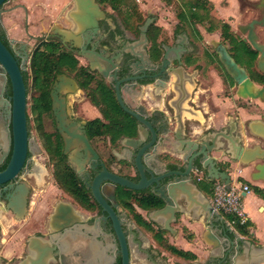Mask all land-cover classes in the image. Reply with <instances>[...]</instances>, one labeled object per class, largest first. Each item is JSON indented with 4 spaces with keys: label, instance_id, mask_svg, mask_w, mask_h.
Masks as SVG:
<instances>
[{
    "label": "flooded vegetation",
    "instance_id": "1",
    "mask_svg": "<svg viewBox=\"0 0 264 264\" xmlns=\"http://www.w3.org/2000/svg\"><path fill=\"white\" fill-rule=\"evenodd\" d=\"M94 1L104 12V16L99 18V31L93 35L89 44L84 42L87 44V50H94L99 54L97 60L101 65L105 66L104 58L113 60L116 66L110 73L116 75V78L104 77L98 68L93 70L90 60L83 54V49L75 47L73 41L64 43L60 40L58 34L53 32L54 24L49 25L47 31L42 24L34 25L33 22L36 20L21 0H5L0 5V39L14 55L25 82L28 141L27 153L21 169L13 179L0 185V264H26L25 261L30 255L32 237L40 238L38 244L42 248L53 247V256L49 257L47 264H125L123 246L116 232V224L124 233L128 252L126 264H241L239 257L243 256L246 248H249V261H252L253 248L258 244L254 234L246 236L240 233L235 225H230L229 221L220 214L218 216H221L223 221H217L214 217L211 225L204 224L208 228L212 227L213 230L217 228L214 232L220 240L219 242L208 238L203 240V255L197 254L194 248H184L171 241L170 237L174 238L177 234L173 235L166 230L170 244L189 251L196 255V258L174 255L161 246L153 233L134 218L135 213L141 214L152 228L163 229L160 223L150 220L149 215L152 211L163 208L165 202L162 206L151 209L141 208L134 200L133 190L135 189L101 178L99 183L101 197L107 206L113 209L116 219L110 216L95 197L93 185L96 178L108 172L139 182L141 174L130 158L134 159V154L141 149H146L150 139L143 142L137 151L130 146V139L135 140L139 137L137 119L136 136L117 138L118 128L106 125L108 120L90 100L81 81L68 72L58 73L50 86L51 110L49 112L39 100L37 90L34 93L35 90L28 76L31 71V56L35 48L45 40L58 39L66 51L78 58L82 66L89 67L105 80L114 90L116 98V86L119 84L128 106L136 112L143 110L146 119L154 122V126L158 129L156 154L149 156L152 166L149 171H146L150 183L148 188L138 191L160 197L156 191L175 180L176 176L173 172L178 170L179 165L188 166L178 154H176L178 158H172V154H175L172 143L176 141L175 132L179 127L175 117L176 108L173 104L180 98H187L185 106L200 110L204 118L202 122L196 117L190 118L185 114L186 138H193V134L201 128L203 134L232 133L235 137H241L244 144L246 142L244 132L249 134L252 118L243 119L240 112L238 116L227 112L224 114L223 121L217 126L213 124L214 120L210 112L205 111L202 105L196 104L199 91H210V89L201 90V78L210 81L213 75H216L220 81L226 98L232 99L237 95L240 84L233 78L221 59L219 49L221 46H224L228 54L246 71L254 84L256 98H243L237 95L240 108L250 115L253 114L255 120L264 122V25H257L255 29L261 49L255 48L249 42L247 34L237 30L241 38L251 46L241 49L239 61H237L222 40L220 32L219 43L212 48H204L201 53L198 52V42L203 41L204 37L200 40L198 36L185 31L180 25L169 33L159 32L156 41L147 31V40L144 41L141 39V30L136 33L126 27L120 15L112 7L107 6L102 0ZM74 5L73 0V5L68 12L74 8ZM246 7L254 9L256 14L245 25L254 19H263L264 6L261 0H242V12ZM35 16H39V12ZM62 28L71 29L72 23ZM138 42L142 43L136 46ZM166 46L172 48L169 57H166L168 53ZM118 56L120 57L117 58ZM178 69L184 72L182 82L175 77V71ZM63 74L72 78L75 84L66 85L65 90L60 91L55 88V85L61 84L58 77ZM53 91L59 99L64 100V112L67 118L76 123L78 132L86 133L96 152L97 157L86 162L81 171L78 170V165L72 162V157L76 156V150L80 148L65 152V140L58 129L53 108ZM34 99L38 100L35 106ZM13 107L14 86L0 64V171L7 168L14 153ZM93 120L99 121L93 127L94 129L89 126ZM92 132H95L94 136ZM255 139L264 147V139L259 137ZM60 140L64 158L58 153ZM219 142L224 144V148L226 147L227 141L224 137H220ZM161 148H169L171 153H161L159 152ZM80 152L84 153L83 150ZM165 155H169V158L165 159ZM63 159L76 173L78 195L63 188L57 181L56 172L61 169ZM82 159H85V156ZM217 159V166L229 174L232 167L238 164L230 157L222 156V153H218ZM196 163L197 161L194 165ZM258 165H264V159H258L247 165L241 164V175L252 179L255 174L261 173L257 169ZM166 174L170 175L161 179L158 185L151 181L153 178ZM202 178H207L206 170L197 174L192 169V182L196 184L195 181ZM64 180L71 186L70 181ZM14 201L17 203V212L11 208V203ZM61 205L71 206L78 219L71 223L68 220L61 222L63 228L56 230L52 217L56 215ZM182 216V213L176 214L177 220L172 223L174 228L180 224ZM188 223H192L190 217H188ZM178 228L176 229L179 232ZM185 228H188L186 224L181 227V229ZM132 229L138 233L135 238ZM141 229L145 232L144 234H140ZM20 231H25L23 237H12ZM204 233L208 237V229H205ZM239 236L245 240V243L241 247L243 250L238 253L236 248ZM12 238V243L18 246V250L14 256H7L4 254V245ZM185 239L187 244L193 246L192 237Z\"/></svg>",
    "mask_w": 264,
    "mask_h": 264
},
{
    "label": "water",
    "instance_id": "2",
    "mask_svg": "<svg viewBox=\"0 0 264 264\" xmlns=\"http://www.w3.org/2000/svg\"><path fill=\"white\" fill-rule=\"evenodd\" d=\"M5 0H0V5ZM264 6V0H261ZM74 8L68 12V17L72 23L71 29H64L58 25H55L53 32L58 34L60 40L64 43L68 41H73V44L77 48L83 49V54L90 60L91 68L94 70L98 68L102 75L106 78L114 77L110 71L115 68L116 64L113 63L112 59L104 58L105 66L101 65L97 60L99 54L94 50H87V42L89 44L93 35L99 31V18L104 16L99 6L94 0H74ZM153 23L151 17L147 18L145 23L140 27L141 39L147 40V31L150 25ZM257 25H264V17L261 20L254 19L247 25L239 27V30L247 34V39L249 42L258 49L261 46L257 42L256 27ZM85 41V42H84ZM142 42L136 43L140 45ZM168 51L166 57H169V53L172 48L166 46ZM221 59L228 68V71L232 74L233 78L240 84L238 87L237 95L243 98H256L254 92V84L248 77L246 71L238 65V63L228 54L226 48L221 46ZM81 55V53H79ZM118 56L117 58H119ZM0 64L3 66L4 71L9 75L13 86H14V107H13V125H14V153L11 162L7 168L0 171V185L13 179V177L21 169L26 153H27V118H26V87L21 69L15 60L14 55L7 48V46L0 39ZM111 64V65H110ZM175 77L180 79L181 82L184 79V72L182 69L175 71ZM61 80V84L55 85V88L60 91L65 90V86L69 84H75V81L63 74L58 77ZM117 98L120 105L125 111L132 114L139 122L138 128V139H130V146L134 150H138L139 146L150 139L149 145L146 149H141L136 154L133 155V160L136 168L141 174V180L139 182H133L121 176L104 172L101 177H97L93 190L95 197L102 204L105 210L110 214V216L116 219L114 211L109 208L107 204L103 201L99 191V183L101 178H105L111 182L129 187L135 190H145L148 188L150 180L146 176V171H149L152 166V161L149 156L156 154L155 144L158 140V129L154 126V122L146 119L143 110L140 112L134 111L128 106L124 100L123 94L119 87L116 86ZM53 108L56 115V121L58 129L65 140V152L68 153L73 148H80L76 150V156L72 157V162L78 165V170L81 171L86 162H90L92 159L96 158V152L91 145L86 133L78 132L77 125L75 122L70 121L64 112V100L59 99L57 94L53 91ZM187 98H180L173 105L176 108V119L179 125L175 132L176 141L173 144V151L178 154L181 160L188 164L179 165L177 171L173 172L175 175V180L167 183L162 189L156 191V193L164 200L165 206L161 209L154 210L150 213L149 219L160 223L164 230L170 231L173 235L177 234V229L172 226V223L177 220L176 214L182 213L184 215L190 216L193 220L199 221L203 220L204 224L211 225L214 221V217L218 216L219 213L216 212L211 204V201L204 193L198 188V186L191 180V171L200 174L203 171H207V179L220 180L226 184L228 188L231 187L232 178L231 175L222 171L218 166V159L214 156L215 153H222V156L230 157L233 162L241 163L244 165L255 162L258 159H264V147L260 144L245 146L241 137H235L232 133H200L198 137L186 138L184 131V116L196 117L201 120L202 114L200 110H195L192 107L185 106ZM185 106V107H184ZM185 112V113H184ZM199 132V131H198ZM249 133L254 137H259L264 139V122L260 120H251L249 124ZM220 137H224L227 141L226 149L224 144L219 142ZM139 143V144H138ZM83 150L84 153L80 151ZM85 156V159L82 157ZM121 157V156H120ZM197 161L196 165H194ZM195 166V167H193ZM257 169L261 173L255 174L252 180L264 181V165H258ZM154 175V173H152ZM170 174L163 175L159 178H153L151 181L156 182L157 185L160 183L161 179L167 178ZM246 194V193H244ZM11 208L17 212V203L14 201L11 203ZM219 221H223L221 216H218ZM76 212L71 206L61 205L56 212V215L52 217L55 223L54 229L59 230L63 228L60 224L64 221L73 222L77 220ZM116 232L122 242L123 251L125 255V264L127 261V246L124 242V233L121 227L116 224ZM132 234L134 238L137 236V231L132 229ZM208 238L215 242H219V236L214 232L212 227L208 228ZM40 238H31L30 255L25 261L26 264H47L49 257L53 256V247L45 248L41 247L38 243ZM238 253L243 250L241 247L245 240L239 236L237 238Z\"/></svg>",
    "mask_w": 264,
    "mask_h": 264
},
{
    "label": "trees",
    "instance_id": "3",
    "mask_svg": "<svg viewBox=\"0 0 264 264\" xmlns=\"http://www.w3.org/2000/svg\"><path fill=\"white\" fill-rule=\"evenodd\" d=\"M162 1L166 4H172L174 0ZM180 1L181 4L176 12V17L180 26L185 31H189L194 36H198L200 40L203 39L204 36L199 26H204L205 30L209 33L219 31L222 40L228 46L231 55L237 61H239L241 49L251 47L248 42L241 38L238 31L232 27L229 21L221 19L214 22L213 11L215 9V4L212 0ZM102 2L118 12L126 27L132 29L136 33L140 32V27L145 23L146 17L139 8L136 0H102ZM148 31L154 36V40L156 41L160 32L159 27H157L155 23H152ZM30 68L31 71L28 80L32 83L33 89L35 90L34 93L37 90L39 100H41L44 108H47L46 110L49 112L51 110L49 96L50 86L58 73L68 72L81 81L82 86L88 92L90 100L103 112L105 119L108 120L106 125L118 128L116 134L117 138L137 135L136 118L122 108L115 96L114 90L107 85L99 74L91 71L89 67L82 66L78 58L71 52L66 51L58 39L45 40L35 48L31 56ZM37 101L38 100L35 99L33 100L34 106ZM97 122L99 121L93 120L89 123V126L93 128ZM94 135L95 132H92V136ZM58 153L64 158L61 140ZM164 158L168 159L169 155H165ZM56 177L63 188L70 192H74V194H79L76 173L65 161L62 163L61 169L56 172ZM64 179L70 181L69 184L71 186H69ZM195 182L202 192L210 197H214L216 186L221 181L202 178ZM254 190L260 197L264 198V188L255 186ZM133 191L135 192L134 200L141 208L151 209L164 204L163 199L156 195L141 193V191L138 190ZM133 211H135L134 207ZM224 217L228 220H233L234 218V216L230 214H226ZM134 218L138 220L140 225L150 230L154 238L167 251L177 256L192 259L196 258V255L189 251L182 250L170 244L166 236V230L152 228L150 223L141 214L135 213ZM235 226L240 233L246 236H252L251 227L254 226V224L251 220H248L245 225L238 222Z\"/></svg>",
    "mask_w": 264,
    "mask_h": 264
},
{
    "label": "rangeland",
    "instance_id": "4",
    "mask_svg": "<svg viewBox=\"0 0 264 264\" xmlns=\"http://www.w3.org/2000/svg\"><path fill=\"white\" fill-rule=\"evenodd\" d=\"M136 1L139 5V8L142 10L143 14L145 15L146 20L147 18L151 17L153 19V23H155L156 26L159 27L160 32L169 33L175 27L180 25L176 17V12L181 4L180 0H174L172 4H166L162 0H136ZM21 2L24 3L28 7V9L30 10V14L36 20L35 22H33V24L34 25H41V24L44 25L46 31L48 29V26L52 24L59 25L61 27L68 26L71 24V21L67 16V12L72 7L73 0H21ZM37 12H39V16H35ZM255 14L256 12L254 9H250L246 7L245 10H243V12L238 17L231 18L232 27L238 30V27L240 25L242 26L245 25ZM213 17H214V22H217L221 19L229 21L227 18L221 17L220 14H218V12L216 11H213ZM199 28L204 35V40L201 42H198V47H199L198 52L201 53L204 48H208V47L212 48L215 45H217L219 43L220 38H219V31L209 34L205 30L204 26H199ZM201 82H202L201 90L210 89V91H206V92L199 91L198 98L196 99V104L202 105V102H205V100H207V103H210L213 105L212 110L214 111H224V113H227V112L234 113L235 116H238V113L240 112L241 117L243 119H245L246 115L247 116L250 115L247 113V111H244L240 108V101L237 99V95L234 94L235 96L232 99L226 98V96L222 92V85L216 75H213V78L210 81H207L206 79L201 78ZM202 108L204 107L202 106ZM208 112L210 111L208 110ZM90 114H93V113H90ZM189 117L191 118V116ZM201 120L202 122H204L203 117L201 118ZM209 123H211V121ZM216 125L218 126L220 124H216ZM172 155H173L172 158H178V155L176 154H172ZM243 209L251 217H253V212L247 206L246 202L243 205ZM184 224L190 225L192 227V224L188 223L186 217L182 218V220L180 221V224L176 226V228L179 227L178 228L179 235L180 236L184 235L185 238L192 237V243L195 246L194 248H197L198 247L197 244L200 243L197 241V236L192 234L193 230L189 226H188L189 228L181 229V227ZM194 224L195 226L200 225L198 224V222Z\"/></svg>",
    "mask_w": 264,
    "mask_h": 264
},
{
    "label": "crops",
    "instance_id": "5",
    "mask_svg": "<svg viewBox=\"0 0 264 264\" xmlns=\"http://www.w3.org/2000/svg\"><path fill=\"white\" fill-rule=\"evenodd\" d=\"M213 2L215 4L214 11L218 12V14H220L221 17L227 18L230 21V23H231V18L238 17L242 13V10H241L242 0H213ZM241 26L242 25H240L239 27H241ZM239 27H238V29H239ZM202 106L204 107L205 111H208V110L210 111V116L214 120L213 124H215V125L220 124L223 121L224 114H225L224 111L212 110V107L209 103H207V100H205V102L202 104ZM247 118H252V120H255L253 115H248V116L246 115L245 119H247ZM197 131H199V132H196V134H194L193 137H198V135L200 133H202V130H200V129ZM244 133H245L244 135L246 137L245 146H252V145L260 144L258 142V140L255 139L254 136L250 135V133L249 134L247 132H244ZM168 149L169 148H161V149H159V152L171 153L170 150H168ZM214 156H216L218 158V153H215ZM240 165H241V163L234 165L230 171V175L232 178L231 186L240 187L242 184L247 183L251 187V190L249 192H245L246 194L243 193L242 204L244 205V203L246 202L247 206L253 212V217H251L244 210L247 213L249 220H251L254 224V226L251 227V233L254 234L258 244L256 247L253 248L252 255L254 256V258L252 261H249V248H246L243 256L239 257V259L242 261L241 264H264V198L260 197L254 190L255 186H259L261 188H264V181H261V180L255 181V180H252V179H249L247 177L242 176ZM204 195L210 199L211 204H212L213 197H210V196L206 195L205 193H204ZM220 215H222L224 217L223 213H220ZM185 217L187 218V221H188V217H190V216L183 214L182 218H185ZM218 218L219 217L216 216L215 220L219 221ZM191 220H192V223H189V224H192V227L190 225H187V226H189L193 230L192 234L197 236V241L200 242L197 244L198 247L194 248L195 247L194 244H193V246L187 244V240L185 239L184 235L180 236L179 232L177 233L176 237H174V238L170 237L171 241H173L177 244H181V246H183L184 248H194V251L197 254L203 255L204 254L202 251L203 240L208 238L207 234L204 233V230L205 229L207 230L208 227L204 226L203 220L195 221L192 218H191ZM197 222L200 225L195 226L194 223H197ZM193 225H194V227H193ZM214 231L216 232L217 228ZM144 233L145 232L141 229L140 234H144ZM24 235H25V231L24 232L20 231L12 237L13 238H16V236L23 237ZM13 238L10 240L9 243H5V245H4V254H6L7 256H14L18 250V246H16L15 244L12 243Z\"/></svg>",
    "mask_w": 264,
    "mask_h": 264
},
{
    "label": "built area",
    "instance_id": "6",
    "mask_svg": "<svg viewBox=\"0 0 264 264\" xmlns=\"http://www.w3.org/2000/svg\"><path fill=\"white\" fill-rule=\"evenodd\" d=\"M250 190L251 187L247 183L242 184L240 187L231 186L228 188L224 182H219L212 199L214 210L219 214L233 215V220H228L232 226L238 222L242 225L247 224L249 217L243 209L242 197L243 193L249 192Z\"/></svg>",
    "mask_w": 264,
    "mask_h": 264
}]
</instances>
